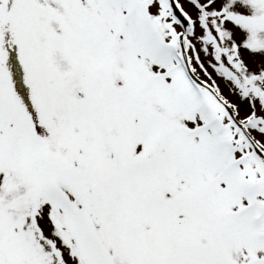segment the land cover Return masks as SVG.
<instances>
[{
	"label": "snow or ice",
	"instance_id": "snow-or-ice-1",
	"mask_svg": "<svg viewBox=\"0 0 264 264\" xmlns=\"http://www.w3.org/2000/svg\"><path fill=\"white\" fill-rule=\"evenodd\" d=\"M0 264H264V0H0Z\"/></svg>",
	"mask_w": 264,
	"mask_h": 264
}]
</instances>
